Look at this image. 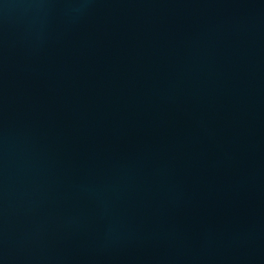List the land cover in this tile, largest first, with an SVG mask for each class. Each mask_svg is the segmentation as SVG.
Here are the masks:
<instances>
[{
	"label": "water",
	"instance_id": "95a60500",
	"mask_svg": "<svg viewBox=\"0 0 264 264\" xmlns=\"http://www.w3.org/2000/svg\"><path fill=\"white\" fill-rule=\"evenodd\" d=\"M0 264H264V0H0Z\"/></svg>",
	"mask_w": 264,
	"mask_h": 264
}]
</instances>
